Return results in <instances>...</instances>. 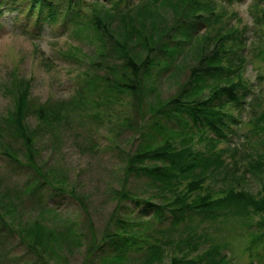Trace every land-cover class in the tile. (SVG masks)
<instances>
[{"label":"rangeland","instance_id":"obj_1","mask_svg":"<svg viewBox=\"0 0 264 264\" xmlns=\"http://www.w3.org/2000/svg\"><path fill=\"white\" fill-rule=\"evenodd\" d=\"M99 1L97 7L94 0H75L81 6L80 15L72 14L71 3L66 6L54 1L53 15L50 13L49 17L48 10L40 14L38 5L32 9L31 0H0V264H41L36 253H30L22 234L28 227L34 238L30 240L34 243L38 240L42 258L49 264H171L175 256L185 255L205 264L203 253L214 243L218 244L217 259L222 253L227 256V261L221 264H264V242L252 251L249 249V230L255 233L258 230L256 226L249 229L246 218L225 213L216 221L194 217L173 224L168 206L176 196L187 193V179H180L174 190H161L149 176L128 173L126 168L129 159L143 146L153 143L154 147L165 138L154 129L157 119L169 128H181L176 118L154 113L149 106L182 95L191 80L192 68L215 48L217 43L213 37L221 32L228 35L233 48L226 55L235 57L232 69L238 61V66L244 64L243 77L251 83L250 89H243L241 105L225 108L232 115L225 118L226 137L215 140L217 134L207 128L201 137L197 127L189 123L184 128L190 134L194 131L192 140L184 143V137L178 135L170 136V141L176 146L191 145L197 153L211 158L209 167L201 172L203 187L189 194L191 199L206 194L217 198L231 188L261 196L264 188V0H215L213 11L202 12H195V7L179 6L181 0H173L154 6L134 21L123 22L114 17L110 24L113 36L108 35L107 42L114 41L117 31H137L142 37L138 52L144 57L153 46L148 41L150 36L156 42L174 43L182 27L189 25L196 38L172 58L157 46L160 51L156 49L151 57L157 58V62L166 59L170 64L160 63L154 68L153 77L146 84L142 119L132 120L131 124L128 120L137 114L130 92H122L111 103L105 102L100 94L83 92L93 74L99 70L102 74L108 73L103 68L105 65L99 66L89 58L100 43L95 38V30L89 26L93 11L111 7L116 0ZM138 1L122 0L121 6ZM65 7L71 12L67 13ZM192 14H203L207 19L192 24L189 23ZM130 41L129 48L136 52L137 40ZM121 61L113 59L111 67ZM212 82L204 85L197 98L211 94ZM218 82L228 84V81ZM24 83L30 87L32 101L27 129L36 144L33 161L28 158L24 140L15 136L12 125L19 86ZM82 93L88 97L79 101ZM40 104H45L60 123L49 127L39 118L34 108ZM259 116L263 119L258 120ZM145 130L154 137L145 135ZM208 137L215 139L209 142ZM33 165L48 177L52 171L64 177V182H55L66 191L58 192L56 185L50 184L35 194L26 191L38 175ZM42 180L40 177L37 184ZM70 191L83 197L85 208ZM150 203L166 207L165 215L159 217ZM46 206L55 208L58 215L43 212ZM260 217L254 215L253 221ZM110 231L134 236L124 246L125 257L121 261L105 259L121 252L120 247L104 242V235ZM189 233L196 239L195 248L186 242ZM62 244L64 249L58 247ZM89 244H94L93 253L89 252ZM152 245L159 246V255L154 254ZM251 252L256 254L251 257Z\"/></svg>","mask_w":264,"mask_h":264},{"label":"trees","instance_id":"obj_2","mask_svg":"<svg viewBox=\"0 0 264 264\" xmlns=\"http://www.w3.org/2000/svg\"><path fill=\"white\" fill-rule=\"evenodd\" d=\"M54 1L64 3L66 6L71 3L73 7L72 10H74L72 14L80 15L79 10L81 6L76 4L75 0H31V7L33 9L38 5L37 7H39L38 10L41 15L48 10V16L50 17V13L53 15L52 3H55ZM94 1L98 7L100 1ZM121 1L122 0H116L114 2L115 5L111 4V7L103 6L93 11L91 17L92 24L90 23L89 26H92L95 30V38H97L100 43L97 51L93 55H89V58L93 63L99 66L105 65L103 68H107L110 74L108 70H106V72H108L107 74H102L100 72L101 70H99L89 78L87 85L83 88V92L88 91L89 95L100 94L107 103L117 101L122 96V92H130L134 97L133 100H135L134 106L136 111H134L137 114L135 118L128 120V124H131L133 123L132 120L138 121L139 117L142 119L140 114H142V108L144 107L142 104L146 95V84H148L150 78L153 77L154 68L158 64L160 65V63H163L161 65L165 66H169L170 64L166 59H159L157 62V58L151 57L152 53L158 49L157 46L159 45L163 51H166L167 55L170 54L168 58H172L177 52L183 49L187 42L195 41L196 38L194 33L191 32V26L189 25L182 27L183 30L174 43L168 42L165 44L160 41L156 42L154 36H150L148 41L153 44V46L149 48L150 52L147 53L146 57L138 52V45L140 43L142 44V42L138 41H140L142 37L137 31L128 32L124 30L115 33L112 31L114 33V41L112 40V42H109L108 39L107 42L108 35H112L110 24L114 17L123 20V22L134 21L137 16L151 11L154 6L172 3L173 0H139L137 3H128L123 6H121ZM178 5H183L184 8L195 7V12L207 11L209 9L213 11L215 0H181ZM65 10H68L67 13L71 12L69 7H65ZM191 16L192 17L189 18L191 19L189 23L192 24H197L207 19L203 14H192ZM135 39L138 42L136 44L137 48H135L137 51L133 52L129 48V45L131 46L130 40L134 41ZM213 39H216L217 43L215 48L210 54L202 56L200 64L192 68L191 80L189 81V85L184 89L182 95L176 96L160 105L149 106V109L154 113H160L166 116V118H176L177 122L181 124V128H169L163 121L159 122V119H157L158 121H156V127L154 129L160 132V134L165 135V138H162V141L154 147L153 143H148L143 146L142 149L138 150L129 159L126 168L128 173L149 176L151 180H154L159 185L161 190H174V187L178 183H181L180 179H187L186 189L188 194L186 192L179 194L168 206L172 214L173 224H178L179 222L194 217H200L202 220L207 221H216L225 213L232 214L239 218H246V226L249 229L252 226H256L258 230L256 233L249 230V236H251V246H249V249L252 251L253 248H256L258 243L264 242V188L261 191V196H255L251 192L243 189L236 190L231 188L226 194L217 198L212 197L210 194H206L198 195L191 199L188 195L203 187V174L201 172H204L205 168L209 167L211 158L197 153L191 145L187 146L184 144L182 146H176L170 141V136L174 137L178 135L184 137L182 139L184 143L192 140L194 131L190 134L184 128L187 127L189 123H193L197 127V132L201 137L205 136L206 128L215 132L218 138H206L209 142L214 139L218 140L222 136L226 137L227 134L224 131V127L227 125V122L225 118L227 116L232 117V115L228 113L225 108L229 105H241L244 96L243 89H250L249 83H247L240 74L239 69L243 66V63L238 66L239 61L236 62V68L232 69V66H235V63H233L235 57H226L227 52L233 51L232 45L228 42V35L218 32L217 36L213 37ZM199 40L200 38H197V41ZM112 43L114 44V48ZM74 48L75 50H79L76 46ZM158 50L160 51V48ZM113 59H121L122 63L116 64V68L111 67L110 62ZM225 60L229 61L228 64L224 63ZM211 80L213 81L211 94L206 98H197L204 85ZM219 80L228 81V84H219ZM229 81L231 82L229 83ZM19 87L21 89L18 94L12 125L14 126L15 136L21 137L22 140H24L27 146L28 158L33 161V159L36 158V144L35 139L29 134L27 129L28 111L32 109L30 108L32 101L29 99L30 87L26 83ZM79 96V101H81V99L86 100L88 97L83 93ZM98 100L101 99L98 98ZM98 105L99 104H97V106ZM34 110L37 111L38 117L43 119L49 127L52 124L55 125L56 122L60 123V119L57 117L55 118L48 112V108L45 104H40L38 108H34ZM262 119V116H259L258 120ZM144 134L148 137H154V134H152V132H147V130H145ZM13 159L17 160L14 157ZM151 162H153V164H151ZM34 168L38 172V175L34 176L32 186H27L26 191L35 194L41 191L46 184L52 186L56 185L55 187L58 192L64 193L66 191L64 187H61L60 184L55 182H64V177L54 171H52L48 177L41 172L40 168L36 166H34ZM40 177H42L43 180L37 184L38 181H40ZM70 193L74 195L85 208L83 197L75 191H70ZM120 195L123 196L124 191L120 192ZM150 205L155 207V212L159 217L165 215L166 207L152 203H150ZM42 210L43 212H53L55 215L56 213L58 215L57 210L53 207L46 206ZM257 214L261 215V217L259 220H256L255 223L253 217ZM29 230L31 229L28 227L26 233L22 234H24V239L29 247L30 253H36V257L41 261V264H49L42 258L43 254L39 251L38 240L36 243L32 242L34 238ZM59 236L60 234L57 235V237ZM189 236L186 242H188L192 248L197 247V245H195L196 239L193 237L194 235L189 233ZM133 238L134 236H125L115 231H110L107 235H104V242L121 248L120 253L105 257V259L113 260L114 262L124 259L125 252H123V248L133 241ZM212 241L214 242V239ZM217 245L216 243L211 244L213 247L203 253L205 257L203 262L205 264H221L227 261V256L224 253L221 254V258L217 259V257H219V255H217ZM58 247L64 249L65 244L58 245ZM88 248L89 252L93 253L94 244H89ZM151 249L154 254H160L159 246L152 245ZM255 254L254 252L250 253L251 257ZM258 254L260 256V253ZM197 260L198 258L195 257L187 258L186 255L182 257L175 256L172 258L171 264H199Z\"/></svg>","mask_w":264,"mask_h":264}]
</instances>
